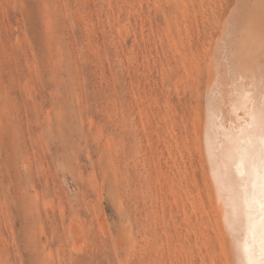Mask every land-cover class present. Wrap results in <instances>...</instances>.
<instances>
[{"label":"rangeland","instance_id":"374dc122","mask_svg":"<svg viewBox=\"0 0 264 264\" xmlns=\"http://www.w3.org/2000/svg\"><path fill=\"white\" fill-rule=\"evenodd\" d=\"M236 1L0 0V264L231 263L201 137Z\"/></svg>","mask_w":264,"mask_h":264},{"label":"bare ground","instance_id":"6f19581e","mask_svg":"<svg viewBox=\"0 0 264 264\" xmlns=\"http://www.w3.org/2000/svg\"><path fill=\"white\" fill-rule=\"evenodd\" d=\"M231 12L204 67L205 106L201 139L205 171L212 191L209 223L221 251L226 249V237L231 263L240 264L241 255L237 253L236 245L237 241H243L247 233L237 234L234 238L226 227L225 215L231 213L233 200L240 198L236 188L240 179L236 171V164L239 163L235 159L236 138L238 130L248 122L252 109L247 95L249 92L256 94L261 70L264 69V0H239ZM201 118L198 121H202ZM198 125L200 129V124L196 122V129ZM230 155L233 159H229ZM245 179L257 178L253 174ZM226 245L228 247L227 242ZM256 248L258 252L259 236Z\"/></svg>","mask_w":264,"mask_h":264},{"label":"snow or ice","instance_id":"6c2138e0","mask_svg":"<svg viewBox=\"0 0 264 264\" xmlns=\"http://www.w3.org/2000/svg\"><path fill=\"white\" fill-rule=\"evenodd\" d=\"M247 99L252 109L248 122L238 130L235 146V159L239 160L236 171L240 177L236 188L240 198L233 200L225 223L234 238L237 234L247 233L236 245L237 253L241 255L240 264H264V69L256 94L249 92ZM229 159L233 157L230 155ZM253 174L256 180L245 179Z\"/></svg>","mask_w":264,"mask_h":264}]
</instances>
